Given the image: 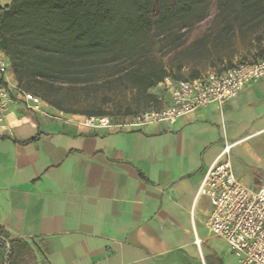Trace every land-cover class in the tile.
Segmentation results:
<instances>
[{
	"label": "crops",
	"instance_id": "1",
	"mask_svg": "<svg viewBox=\"0 0 264 264\" xmlns=\"http://www.w3.org/2000/svg\"><path fill=\"white\" fill-rule=\"evenodd\" d=\"M154 94L157 106L169 103L162 88ZM239 96L255 101L253 122L264 117V78ZM238 103L209 104L174 124L134 131L86 128L50 106L35 112L13 105L0 116V226L25 239L33 257L12 264H207V257L233 264L208 246L212 207L195 195L225 144L264 133L262 125L234 138L227 123L246 110ZM0 264H8L2 244Z\"/></svg>",
	"mask_w": 264,
	"mask_h": 264
},
{
	"label": "rangeland",
	"instance_id": "2",
	"mask_svg": "<svg viewBox=\"0 0 264 264\" xmlns=\"http://www.w3.org/2000/svg\"><path fill=\"white\" fill-rule=\"evenodd\" d=\"M236 8L232 4L221 5L220 0L199 1L192 11L182 7L165 14L158 21L157 33L145 38L131 56L119 57L114 48L101 62L81 72L78 78L22 88L39 95L44 107L50 106L63 114L117 118L157 106L152 98L157 88L145 89L138 82L139 75L152 67H163L173 77L191 78L195 72L222 71L264 56V24L251 28L239 21L232 25L230 33L223 27ZM11 82L17 84L15 77ZM248 93L252 90L246 93L247 96ZM231 101H238L246 109H241L233 121L227 123L234 138L252 134L264 125V117L253 122L256 117L253 99L241 100L239 96L226 101L224 106L230 105ZM230 158L237 178L256 189L254 176L259 175L255 179L260 182L264 180V133L253 134L235 145ZM204 205V199H200L197 211ZM196 225L202 238L210 235L201 219H196ZM207 244L222 255L226 254V259L233 264H239L238 258L228 251L229 245L224 239L210 236ZM204 249L206 252L205 246ZM207 264H214L210 257H207Z\"/></svg>",
	"mask_w": 264,
	"mask_h": 264
},
{
	"label": "trees",
	"instance_id": "3",
	"mask_svg": "<svg viewBox=\"0 0 264 264\" xmlns=\"http://www.w3.org/2000/svg\"><path fill=\"white\" fill-rule=\"evenodd\" d=\"M199 1L211 0H11L0 7V49L21 88L67 81L101 62L114 48L119 57L131 56L145 38L157 33L165 14L182 7L192 11ZM220 4L237 7L225 20L227 33L239 21L251 28L264 24V0H220ZM168 75L167 69L152 67L139 75L138 82L153 89ZM199 75L195 72L191 78ZM0 244L6 248L8 264L33 257L31 245L3 226Z\"/></svg>",
	"mask_w": 264,
	"mask_h": 264
},
{
	"label": "built area",
	"instance_id": "4",
	"mask_svg": "<svg viewBox=\"0 0 264 264\" xmlns=\"http://www.w3.org/2000/svg\"><path fill=\"white\" fill-rule=\"evenodd\" d=\"M13 78L10 61L0 49V116L13 105L42 111V98L11 82ZM262 78L264 56L194 78L168 75L153 88H162L169 95L170 101L164 106L117 118L70 113L65 117L82 127L112 131H134L157 123L174 124L206 105L223 104L235 98L247 84ZM233 146V143L225 144L206 169L195 199H209L212 209L206 225L213 235L227 242L239 264H264V182L252 189L237 178L230 158Z\"/></svg>",
	"mask_w": 264,
	"mask_h": 264
}]
</instances>
